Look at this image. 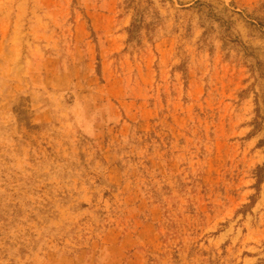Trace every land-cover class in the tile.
<instances>
[{
  "label": "rangeland",
  "instance_id": "374dc122",
  "mask_svg": "<svg viewBox=\"0 0 264 264\" xmlns=\"http://www.w3.org/2000/svg\"><path fill=\"white\" fill-rule=\"evenodd\" d=\"M0 264H264V0H0Z\"/></svg>",
  "mask_w": 264,
  "mask_h": 264
}]
</instances>
